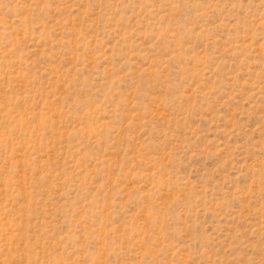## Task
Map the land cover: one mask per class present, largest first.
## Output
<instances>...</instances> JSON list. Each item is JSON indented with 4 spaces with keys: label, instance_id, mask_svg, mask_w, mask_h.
Here are the masks:
<instances>
[{
    "label": "rangeland",
    "instance_id": "1",
    "mask_svg": "<svg viewBox=\"0 0 264 264\" xmlns=\"http://www.w3.org/2000/svg\"><path fill=\"white\" fill-rule=\"evenodd\" d=\"M0 264H264V0H0Z\"/></svg>",
    "mask_w": 264,
    "mask_h": 264
}]
</instances>
